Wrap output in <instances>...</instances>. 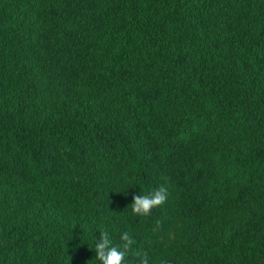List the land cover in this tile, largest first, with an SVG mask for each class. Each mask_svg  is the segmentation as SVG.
<instances>
[{"label":"trees","instance_id":"16d2710c","mask_svg":"<svg viewBox=\"0 0 264 264\" xmlns=\"http://www.w3.org/2000/svg\"><path fill=\"white\" fill-rule=\"evenodd\" d=\"M101 231L264 264V0H0V264H100Z\"/></svg>","mask_w":264,"mask_h":264},{"label":"clouds","instance_id":"9594fccd","mask_svg":"<svg viewBox=\"0 0 264 264\" xmlns=\"http://www.w3.org/2000/svg\"><path fill=\"white\" fill-rule=\"evenodd\" d=\"M168 197V190L161 186L152 190L146 195H133L131 211L137 216H148L151 210L158 207L166 202ZM160 222L157 221V228ZM99 239L95 240L94 251L96 253V259L100 264H125V257L131 250L133 245V239L130 237L128 232L120 234L119 239L121 243L119 245L113 244L109 238L107 231L99 232ZM137 256H141L139 252ZM139 264H148L147 255L143 254L139 260Z\"/></svg>","mask_w":264,"mask_h":264}]
</instances>
